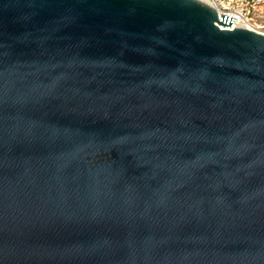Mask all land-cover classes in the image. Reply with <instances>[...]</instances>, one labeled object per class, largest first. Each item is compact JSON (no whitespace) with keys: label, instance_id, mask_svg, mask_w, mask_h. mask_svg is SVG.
Returning <instances> with one entry per match:
<instances>
[{"label":"water","instance_id":"95a60500","mask_svg":"<svg viewBox=\"0 0 264 264\" xmlns=\"http://www.w3.org/2000/svg\"><path fill=\"white\" fill-rule=\"evenodd\" d=\"M202 0H0V264H264V35Z\"/></svg>","mask_w":264,"mask_h":264},{"label":"built area","instance_id":"2783aa9c","mask_svg":"<svg viewBox=\"0 0 264 264\" xmlns=\"http://www.w3.org/2000/svg\"><path fill=\"white\" fill-rule=\"evenodd\" d=\"M217 14L234 18L235 25L264 35V0H202Z\"/></svg>","mask_w":264,"mask_h":264},{"label":"bare ground","instance_id":"6f19581e","mask_svg":"<svg viewBox=\"0 0 264 264\" xmlns=\"http://www.w3.org/2000/svg\"><path fill=\"white\" fill-rule=\"evenodd\" d=\"M236 23H235V21H234V23H233V25H235Z\"/></svg>","mask_w":264,"mask_h":264}]
</instances>
